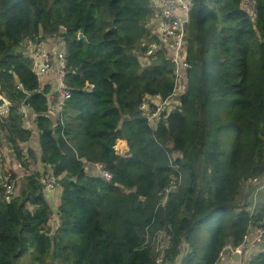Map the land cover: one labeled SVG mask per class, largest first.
<instances>
[{
    "label": "trees",
    "instance_id": "trees-1",
    "mask_svg": "<svg viewBox=\"0 0 264 264\" xmlns=\"http://www.w3.org/2000/svg\"><path fill=\"white\" fill-rule=\"evenodd\" d=\"M154 3L0 0V84L11 102L0 128L27 166L20 143L32 131L22 107L32 108L42 162L62 188L51 234L53 202L40 172L10 201L0 184V264H18L28 251L32 264H153L161 233L170 238L164 264H219L226 245L264 227V203L254 215L235 205L244 181L264 173V0H192L186 88L155 126L140 104L147 94L169 98L179 82L163 51L146 67L135 53L147 49ZM62 26L72 90L64 122L50 116L51 84L41 83L24 46ZM119 138L127 155L117 153ZM87 162L112 178L88 173ZM249 264H264V250Z\"/></svg>",
    "mask_w": 264,
    "mask_h": 264
},
{
    "label": "built area",
    "instance_id": "built-area-1",
    "mask_svg": "<svg viewBox=\"0 0 264 264\" xmlns=\"http://www.w3.org/2000/svg\"><path fill=\"white\" fill-rule=\"evenodd\" d=\"M191 6L192 0H162V3L159 4L161 12L158 14V11L154 18L155 21L150 22L152 34L143 39L142 42V45L147 47L146 51L138 55L140 61H142V66L146 67L152 64L159 57L158 53L163 51L166 57L176 64L175 73L178 75V85L182 88L178 89L177 85L174 94L167 99L148 94L144 97L140 104V110L153 126L165 112L174 109L178 105L179 96L186 88V74L190 66L187 60L188 36L186 25L189 21ZM157 15L158 24L156 25ZM66 31L67 28L62 26L59 31L41 38L36 45L29 47L30 49L26 52L32 59L33 70L39 76L41 83L51 84L50 112L55 108L62 110L59 118L63 122L64 103L72 96V90L66 81L68 68L67 43L64 36ZM182 71L185 74H182ZM91 87L93 85H90ZM6 111L8 110L0 111V118ZM4 156V149L0 144V162H2ZM96 165L97 172L91 174L102 175L108 180L112 178L113 174L106 170L101 163H96ZM40 180L44 184V190L48 195L60 187L59 177L56 176L52 168L45 170L40 176ZM247 182L253 185V191L249 199L251 205L249 204L248 208L251 210V214L254 215L257 211H255V208L258 203V193L264 189V173L250 177ZM0 184L4 188V199L12 200L17 193L16 179L10 173L1 172ZM176 187V181L172 180L165 189L164 202L167 201L170 192L175 190ZM263 242L264 227L258 224L253 232L246 234L244 241L239 246L228 244L224 247L220 255V260L223 261L220 264H248L246 258L249 254L248 246ZM166 247L156 257L153 264L165 263Z\"/></svg>",
    "mask_w": 264,
    "mask_h": 264
},
{
    "label": "crops",
    "instance_id": "crops-1",
    "mask_svg": "<svg viewBox=\"0 0 264 264\" xmlns=\"http://www.w3.org/2000/svg\"><path fill=\"white\" fill-rule=\"evenodd\" d=\"M34 45H36V43L32 42L31 40H28L24 43V46L27 49H30L29 47H32ZM22 111L24 113V118H25V116H28V115L32 116V120L30 122L24 121V126L26 128H29L32 131V136L29 140L20 143L21 147L23 149L24 160L27 162V166L25 167L16 157H14V154H13V156L10 154L12 152V148L10 146V143L6 139L5 133L0 130V144L2 145V147L4 149V153H5V157L3 158V161L1 162V165H0V167H1L0 174L3 171H7L8 169H12L14 172H16L18 174V177H21L22 175L26 176V175H29L32 173L31 170L34 168L35 163L37 165L38 171H40L42 169L51 168L48 165L47 166L44 165V163L42 162V159H41L42 148H41V144H40V130H39V128L35 122L36 113L34 112V110L32 108H30L28 106H23ZM51 113H54V112L53 111L49 112L50 116L52 117ZM59 119L60 118L58 116L57 120H59ZM117 141H118L116 144L117 153H119L121 155H127L129 153V150H130L128 140L126 138H119ZM86 168L88 170L87 171L88 173L97 172L96 163L87 162ZM61 195H62V190L60 192H59V190L53 191L49 195L51 201L53 202V210H54V214H53L52 219L50 221V225H51V229H52L51 234L56 233L59 226H60L61 221H60V214H59L58 207L61 203ZM185 245H187V244L185 243ZM262 246H264V242L259 243V244L258 243L250 244L248 246V250L250 253L260 252V251L264 250V247L261 248Z\"/></svg>",
    "mask_w": 264,
    "mask_h": 264
},
{
    "label": "rangeland",
    "instance_id": "rangeland-1",
    "mask_svg": "<svg viewBox=\"0 0 264 264\" xmlns=\"http://www.w3.org/2000/svg\"><path fill=\"white\" fill-rule=\"evenodd\" d=\"M162 3V0H156V2L154 3V7H156L158 14L161 12V9L159 7V4ZM160 9V10H159ZM154 20V19H153ZM152 20V21H153ZM155 21V20H154ZM158 24V15H157V21H156V25ZM43 34V32H41ZM45 36H43L44 38ZM135 51V50H134ZM136 55H140L142 54L143 52L140 51L139 49L135 51ZM139 57V56H138ZM153 63V62H152ZM182 74H185L184 71H182ZM181 86L178 85V89H180ZM182 89V88H181ZM57 101V100H56ZM60 111L62 110H59L58 108H55L53 110L54 113H51L52 114V118L54 121H56V119L58 118V116L60 115ZM7 111L4 113L6 114ZM64 114V113H63ZM25 119V120H24ZM32 120V116L28 115V116H25V118H23V125H24V121H31ZM1 130V128H0ZM5 133V132H4ZM118 142V141H117ZM2 146V145H1ZM12 156L14 154V157L17 158V155L16 153L12 150V152L10 153ZM179 153L176 152L175 154H173V157L176 158L178 157ZM5 157V156H4ZM18 159V158H17ZM19 160V159H18ZM20 161V160H19ZM21 162V161H20ZM22 163V162H21ZM26 167V166H25ZM1 169V167H0ZM47 170V169H42L40 171L37 170V165L35 163L34 165V168L31 170L32 173L31 174H34L36 172H40L41 175L42 173ZM4 173H10V174H14L15 175V179H16V187H17V194H19L22 190V187L24 186V184L26 183L27 181V176L31 175H22L21 177H18V174L16 172H14L12 169H8L7 171H3ZM248 180V179H247ZM247 180L244 181V183L242 184V187L240 188V191L239 193L237 194L236 198H235V205L236 207L239 209L241 207H247L249 206V204L251 203L249 201L250 197H251V194H252V191H253V185H251L250 183L247 182ZM57 190H59V192L62 190V188H58ZM56 191V190H55ZM50 195V194H49ZM264 203V189L258 193V203H257V206L255 208V211L257 210L258 211V208L260 207V205H262ZM251 205V204H250ZM207 238H209V233L205 230V229H201L200 230V233L198 234V239L200 241V243L203 245L206 241H207ZM169 242H170V238L165 234V233H161L159 235V238L157 239L156 241V245H157V248L160 249V250H163V248H165L167 245H169ZM264 246H262L261 248H263ZM185 251L182 249V254L184 253ZM250 253V252H249ZM259 252H252L250 254H248V256L246 257L247 258V261H248V264L250 262V260ZM32 257H33V253L32 251H28L26 252L20 259H19V262L18 264H32ZM223 260H220L219 264L222 262ZM179 262V261H178ZM46 264H64V262L60 261V260H50L48 259L47 260V263ZM169 264V263H167ZM179 264V263H177Z\"/></svg>",
    "mask_w": 264,
    "mask_h": 264
},
{
    "label": "water",
    "instance_id": "water-1",
    "mask_svg": "<svg viewBox=\"0 0 264 264\" xmlns=\"http://www.w3.org/2000/svg\"><path fill=\"white\" fill-rule=\"evenodd\" d=\"M79 38L87 39L86 35L83 32L79 33ZM11 105L10 100L5 97V95L2 93V86L0 84V111L8 110Z\"/></svg>",
    "mask_w": 264,
    "mask_h": 264
},
{
    "label": "bare ground",
    "instance_id": "bare-ground-1",
    "mask_svg": "<svg viewBox=\"0 0 264 264\" xmlns=\"http://www.w3.org/2000/svg\"><path fill=\"white\" fill-rule=\"evenodd\" d=\"M122 147V146H121Z\"/></svg>",
    "mask_w": 264,
    "mask_h": 264
}]
</instances>
